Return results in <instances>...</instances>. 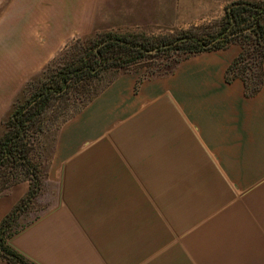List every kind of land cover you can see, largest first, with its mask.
Wrapping results in <instances>:
<instances>
[{
    "label": "crops",
    "instance_id": "obj_1",
    "mask_svg": "<svg viewBox=\"0 0 264 264\" xmlns=\"http://www.w3.org/2000/svg\"><path fill=\"white\" fill-rule=\"evenodd\" d=\"M68 17L35 9L0 49V90L52 52ZM219 51L166 76L123 74L67 119L56 204L11 245L35 264H264V97L227 80ZM29 186L0 195V221Z\"/></svg>",
    "mask_w": 264,
    "mask_h": 264
},
{
    "label": "trees",
    "instance_id": "obj_2",
    "mask_svg": "<svg viewBox=\"0 0 264 264\" xmlns=\"http://www.w3.org/2000/svg\"><path fill=\"white\" fill-rule=\"evenodd\" d=\"M234 43L242 50L230 63L227 80L241 78L247 93L256 94L263 83L259 78L264 59V0H233L225 6L220 20L173 34L109 30L67 44L47 66L45 79L15 107L0 137V195L21 181L30 183L27 193L0 221V256L14 264H33L8 244V238L17 232L11 227L40 190V171L31 154L37 134L49 119L56 121L64 114L56 121L59 127L79 112L104 88L103 84H95L104 72L146 67L153 75L156 71L149 68L151 62L165 60L168 70L162 73L167 74L184 57L225 49Z\"/></svg>",
    "mask_w": 264,
    "mask_h": 264
},
{
    "label": "rangeland",
    "instance_id": "obj_3",
    "mask_svg": "<svg viewBox=\"0 0 264 264\" xmlns=\"http://www.w3.org/2000/svg\"><path fill=\"white\" fill-rule=\"evenodd\" d=\"M182 1L183 0H0V49H2V46L13 44V42H15L13 41L14 37L20 35L21 32L23 33L24 25H27L30 21L37 7H42L44 5L49 7L51 5L64 7V10L66 9V12H69L70 18L68 17V19L71 22L69 26L70 31L53 47L50 54L43 58L42 61L31 70L24 72L15 85L0 90V137L7 130L6 124L11 118L15 107L24 103L33 91L34 86L39 85L43 78L45 79L43 74L47 66L54 58L59 56L65 50L67 44L71 43L73 40L77 38L88 40L99 32L108 30L119 33L145 32L149 35L173 34L196 25L220 20L224 15L225 6L233 0H196L193 4L187 5L188 10H184V8L181 7L185 4ZM75 10L80 11V13L77 11L80 17L78 22L74 15ZM75 22L77 23L76 26L80 23L79 26L76 27L73 24ZM241 50V45L234 43L219 51L229 58L226 68ZM214 53L201 52L184 57L181 61L173 64L170 73L176 71L183 63L191 58ZM149 68L152 71H156V74L152 75L151 72L149 73V69L146 67L130 70H109L104 72L100 79L95 81V84H103L105 85L104 88H106L112 81L121 75L131 72L139 74L138 81L140 82L149 77L166 76V73L162 72L168 70L165 65V60H155L151 62ZM261 68L262 72L259 79H261L263 83L260 91L264 97V59ZM167 75L169 74L167 73ZM253 75H256V73ZM237 79L242 80L241 78ZM63 115L64 114H61L57 120L60 121ZM51 116L52 114H50V117ZM56 121L49 119L45 124L46 127L44 130L37 134L34 141V149L31 158L39 167L40 190L38 191V195L28 205L27 209L21 214L16 224L10 229L12 232L17 230L16 233L8 238V244L12 248L14 247L10 243L11 238L38 218L47 208L56 204L58 164L56 163L57 158L55 159L56 156L54 152L56 146L59 144L58 131L63 124L57 127L58 122ZM24 181L29 182L28 180Z\"/></svg>",
    "mask_w": 264,
    "mask_h": 264
}]
</instances>
